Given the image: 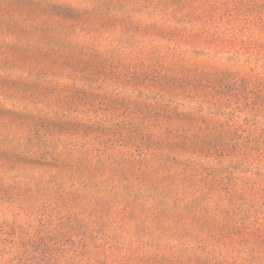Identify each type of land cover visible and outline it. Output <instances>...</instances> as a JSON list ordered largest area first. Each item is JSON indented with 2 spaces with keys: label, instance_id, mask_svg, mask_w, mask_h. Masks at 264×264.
I'll return each mask as SVG.
<instances>
[{
  "label": "rangeland",
  "instance_id": "rangeland-1",
  "mask_svg": "<svg viewBox=\"0 0 264 264\" xmlns=\"http://www.w3.org/2000/svg\"><path fill=\"white\" fill-rule=\"evenodd\" d=\"M0 264H264V0H0Z\"/></svg>",
  "mask_w": 264,
  "mask_h": 264
}]
</instances>
